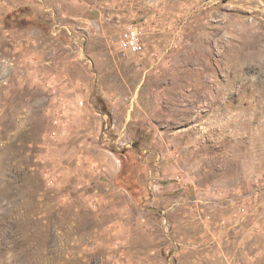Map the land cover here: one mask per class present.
I'll list each match as a JSON object with an SVG mask.
<instances>
[{
  "label": "rangeland",
  "instance_id": "obj_1",
  "mask_svg": "<svg viewBox=\"0 0 264 264\" xmlns=\"http://www.w3.org/2000/svg\"><path fill=\"white\" fill-rule=\"evenodd\" d=\"M0 264H264V0H0Z\"/></svg>",
  "mask_w": 264,
  "mask_h": 264
},
{
  "label": "built area",
  "instance_id": "obj_2",
  "mask_svg": "<svg viewBox=\"0 0 264 264\" xmlns=\"http://www.w3.org/2000/svg\"><path fill=\"white\" fill-rule=\"evenodd\" d=\"M126 46L131 52H140L144 45L138 28L132 27L127 35Z\"/></svg>",
  "mask_w": 264,
  "mask_h": 264
}]
</instances>
